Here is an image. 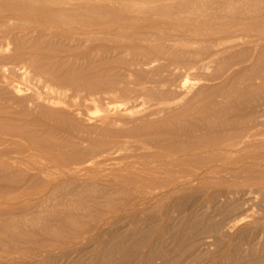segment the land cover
<instances>
[{
    "label": "rangeland",
    "instance_id": "obj_1",
    "mask_svg": "<svg viewBox=\"0 0 264 264\" xmlns=\"http://www.w3.org/2000/svg\"><path fill=\"white\" fill-rule=\"evenodd\" d=\"M16 1L0 264H264V0Z\"/></svg>",
    "mask_w": 264,
    "mask_h": 264
},
{
    "label": "bare ground",
    "instance_id": "obj_2",
    "mask_svg": "<svg viewBox=\"0 0 264 264\" xmlns=\"http://www.w3.org/2000/svg\"><path fill=\"white\" fill-rule=\"evenodd\" d=\"M16 1V0H15ZM14 0L13 1H5V2H3V3H1L0 4V16L2 17V16H6V15H4V14H6V12L7 13H9V16L11 17L12 15L11 14H21V13H29V11H30V13H31V11H32V13H33V10H27L28 12H26V9H34L36 6L34 5V8H33V5H30V3L29 2H26V3H24V2H22V1H20L19 3H17V1L15 2ZM19 1V0H18ZM24 3V4H22V3ZM32 3H34V2H32ZM40 4H42L41 2H40ZM31 7V8H30ZM46 7V6H45ZM37 8H39L38 6H37ZM43 8V7H42ZM39 9H41V8H39ZM36 11V9H34V13H36L35 12ZM41 12V11H40ZM46 13V12H45ZM38 14V13H37ZM100 14V13H99ZM8 15V14H7ZM101 15V14H100ZM9 17V18H10ZM102 17V16H101ZM101 17H99V18H101ZM98 18V19H99ZM103 19V18H102ZM17 88V87H16ZM17 90V89H16ZM20 89L18 88V91H19ZM115 107V106H114ZM226 111V110H225ZM222 112V111H221ZM200 113V112H199ZM211 114V113H210ZM184 115V114H183ZM204 115V114H203ZM209 116V115H208ZM191 118V117H190ZM219 118V117H218ZM186 120V119H185ZM223 122V121H222ZM221 122V123H222ZM263 122V121H262ZM200 123V122H199ZM224 124V123H223ZM152 125V124H151ZM155 126V125H154ZM194 126V125H193ZM148 127V126H147ZM152 127V126H151ZM173 128V127H172ZM190 128V127H189ZM193 128V127H192ZM200 128V127H199ZM171 129V128H170ZM174 129V128H173ZM207 129V128H206ZM249 129V128H248ZM175 130V129H174ZM179 130V129H178ZM176 131V130H175ZM189 131H190V129H189ZM247 131V130H246ZM219 132V131H218ZM129 133V132H128ZM173 133V132H172ZM244 133V132H243ZM131 134V133H130ZM144 135H147V134H144ZM169 135V134H168ZM251 136V135H250ZM253 136H255V135H253ZM173 138V137H172ZM252 138V137H251ZM235 141V140H234ZM227 142V141H226ZM231 143V142H230ZM252 143V142H251ZM186 145V144H185ZM245 146V145H244ZM168 147V146H167ZM172 147V146H171ZM217 147V146H216ZM194 148V147H193ZM257 148V147H256ZM195 149V148H194ZM206 149V148H205ZM166 150H168V149H166ZM188 150V149H187ZM174 151V150H173ZM233 151V150H232ZM186 152V151H185ZM189 152V151H188ZM150 154V153H149ZM156 154V153H155ZM158 154V153H157ZM215 154V153H214ZM148 157V156H147ZM165 157V156H164ZM213 157V156H212ZM184 158V157H183ZM218 158V157H217ZM156 159V158H155ZM157 159H158V157H157ZM203 159V158H202ZM168 160V159H167ZM196 161V160H195ZM205 161V160H204ZM122 165V164H121ZM187 165V164H186ZM198 165V164H197ZM163 166V165H162ZM183 166V165H182ZM189 166V165H188ZM171 167V166H170ZM166 168V167H165ZM145 169V168H144ZM182 169V168H181ZM179 170V169H178ZM159 172V171H158ZM189 175V174H188ZM115 176V175H114ZM131 176V175H130ZM124 180V179H123ZM140 185V184H139ZM149 188V187H148ZM141 191V190H140Z\"/></svg>",
    "mask_w": 264,
    "mask_h": 264
}]
</instances>
